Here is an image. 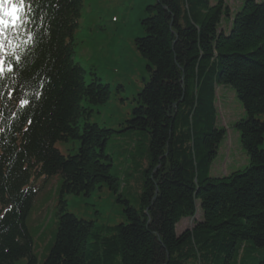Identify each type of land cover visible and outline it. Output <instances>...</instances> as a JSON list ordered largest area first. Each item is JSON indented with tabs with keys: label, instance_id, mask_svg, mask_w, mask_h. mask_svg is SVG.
Returning a JSON list of instances; mask_svg holds the SVG:
<instances>
[{
	"label": "trees",
	"instance_id": "1",
	"mask_svg": "<svg viewBox=\"0 0 264 264\" xmlns=\"http://www.w3.org/2000/svg\"><path fill=\"white\" fill-rule=\"evenodd\" d=\"M150 1L132 26L144 80L120 99L129 112L118 130L89 122L110 87L73 60L85 0H30L27 31L10 34L23 59L0 79V264H264V2L230 11L223 0ZM219 88L243 108L233 128L248 164L211 177L226 137ZM114 135L119 147L108 151ZM70 140L78 148L65 157L54 144ZM55 175L56 231L39 263L25 220L37 182ZM103 185L118 224L66 211L65 196Z\"/></svg>",
	"mask_w": 264,
	"mask_h": 264
},
{
	"label": "rangeland",
	"instance_id": "2",
	"mask_svg": "<svg viewBox=\"0 0 264 264\" xmlns=\"http://www.w3.org/2000/svg\"><path fill=\"white\" fill-rule=\"evenodd\" d=\"M217 0H209L214 4ZM230 11H237L243 0H223ZM258 3L264 0H256ZM150 0H85L79 28L74 36L75 53L73 60L80 64L87 75L93 71L103 83L110 87V99L105 107L95 110L89 122L99 126H108L114 130L119 129V122L129 112L127 101L120 99L132 97L140 87V67L143 65L135 56L131 42L135 37L136 29L133 22L136 15ZM136 4V5H135ZM147 77L146 74H144ZM122 85L124 91L116 86ZM223 97V104L219 102L221 124L226 129V137L219 145L217 155L211 163L210 176L220 177L241 170L248 164L239 143V134L233 128V123L244 117L241 104L237 101L231 89L219 88ZM264 119V115L260 116ZM114 135L113 138H117ZM120 137L108 144V151L118 148ZM63 156L76 153L77 140L56 142L54 144ZM62 178L60 175L52 176L37 182L38 191L33 199L31 209L26 217L25 226L33 238V249L39 263L48 253L54 240L56 231V213L58 211L59 189ZM66 211L79 219L96 221L98 224L115 225L122 221L118 204L108 192L106 186L96 190L89 197L65 196ZM132 206H136L132 200ZM199 213L193 219H182L176 225V233L192 227ZM20 260L18 264H25Z\"/></svg>",
	"mask_w": 264,
	"mask_h": 264
},
{
	"label": "snow or ice",
	"instance_id": "3",
	"mask_svg": "<svg viewBox=\"0 0 264 264\" xmlns=\"http://www.w3.org/2000/svg\"><path fill=\"white\" fill-rule=\"evenodd\" d=\"M30 10V0H0V79L15 73L17 66L21 64L23 58L17 52L20 45L13 43L10 34L19 36L21 30L27 31L26 13ZM33 35L29 32L28 39L32 40ZM14 91V89L10 90V98ZM36 95L39 98L42 94L37 93ZM20 103L21 107H26L31 101L23 99Z\"/></svg>",
	"mask_w": 264,
	"mask_h": 264
}]
</instances>
